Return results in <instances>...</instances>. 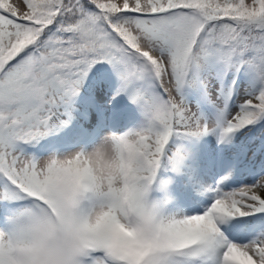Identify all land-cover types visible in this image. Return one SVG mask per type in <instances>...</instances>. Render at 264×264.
Wrapping results in <instances>:
<instances>
[{"label": "snow or ice", "instance_id": "1", "mask_svg": "<svg viewBox=\"0 0 264 264\" xmlns=\"http://www.w3.org/2000/svg\"><path fill=\"white\" fill-rule=\"evenodd\" d=\"M209 60L251 76L252 87L231 115L232 94L226 97L217 122L221 139L264 119V0H0V202L10 213L0 229V264H14L17 234L10 222L21 219L22 209L67 220L69 185L62 189L54 180L60 170L25 155L20 145L64 123L61 110L95 65L117 69V94L128 93L146 118L135 133L143 195L165 160L173 162V137L209 131L181 96ZM78 211H90L89 202ZM254 212L264 213V178L231 191L217 188L202 214L167 217L165 235L145 262L111 242L108 226L119 221L108 209L105 228L80 236L79 264H264V236L238 245L219 227Z\"/></svg>", "mask_w": 264, "mask_h": 264}, {"label": "rangeland", "instance_id": "2", "mask_svg": "<svg viewBox=\"0 0 264 264\" xmlns=\"http://www.w3.org/2000/svg\"><path fill=\"white\" fill-rule=\"evenodd\" d=\"M246 3H251V0H246ZM224 71L222 65L209 60L190 76L182 89L183 104L209 131L201 136H176L170 140L169 153L174 157L173 162L169 164L165 160L162 164L150 194L166 215L202 214L213 202L217 188L231 191L264 178V153L261 151L264 125L255 131L254 123L221 139L217 122L226 97L232 94L227 107L231 115L238 110L240 99L252 87L247 70L248 76H241L240 79L234 69L227 76ZM119 86L117 69L108 63L95 65L78 94L61 110L60 119L64 123L37 142L21 144L24 154L47 159L53 154L78 153L90 150L110 134L138 129L146 119L143 110L131 102L128 93L117 94ZM90 95L98 97L104 110H109L107 117L116 124L114 128L101 126L102 122L92 110ZM127 114L129 117H125ZM258 121L264 122V119ZM73 125H78V128ZM218 156L221 157L213 161ZM211 163L216 164L215 170ZM217 163L221 164L220 168L225 165L224 168L219 169ZM5 207L0 202V229L6 227V217L10 214L4 211ZM7 207L15 210L18 206ZM219 227L227 240L238 245L247 244L264 236V213L237 216Z\"/></svg>", "mask_w": 264, "mask_h": 264}, {"label": "clouds", "instance_id": "3", "mask_svg": "<svg viewBox=\"0 0 264 264\" xmlns=\"http://www.w3.org/2000/svg\"><path fill=\"white\" fill-rule=\"evenodd\" d=\"M137 129L123 134H110L90 150L82 151L77 161L75 153L53 154L47 162L60 170L55 183L65 188L63 223L52 213L46 215L21 210L19 221L11 220L16 232L11 253L14 264H79L80 236L107 226L106 210L118 215V223L108 226L112 243H120L146 262L153 248L165 235L167 217L158 201L151 198L152 188L139 194L141 184L137 173L139 150ZM85 201L90 211L78 209ZM122 225V226H121Z\"/></svg>", "mask_w": 264, "mask_h": 264}, {"label": "trees", "instance_id": "4", "mask_svg": "<svg viewBox=\"0 0 264 264\" xmlns=\"http://www.w3.org/2000/svg\"><path fill=\"white\" fill-rule=\"evenodd\" d=\"M214 63H216L214 60H212ZM240 71V77L242 76H248V75H246V69H244V68H242V69H240L239 70Z\"/></svg>", "mask_w": 264, "mask_h": 264}, {"label": "bare ground", "instance_id": "5", "mask_svg": "<svg viewBox=\"0 0 264 264\" xmlns=\"http://www.w3.org/2000/svg\"><path fill=\"white\" fill-rule=\"evenodd\" d=\"M226 162H228V161H226ZM224 166H225V165H224ZM246 177H247V176H246ZM246 177H245V178H246ZM247 180H248V179H247Z\"/></svg>", "mask_w": 264, "mask_h": 264}]
</instances>
